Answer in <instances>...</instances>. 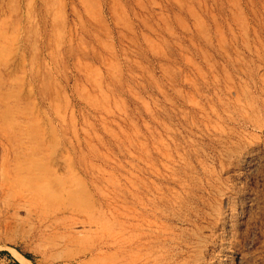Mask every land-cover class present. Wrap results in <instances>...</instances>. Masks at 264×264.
Returning <instances> with one entry per match:
<instances>
[{
	"label": "rangeland",
	"instance_id": "1",
	"mask_svg": "<svg viewBox=\"0 0 264 264\" xmlns=\"http://www.w3.org/2000/svg\"><path fill=\"white\" fill-rule=\"evenodd\" d=\"M1 111L0 264H264V0H0Z\"/></svg>",
	"mask_w": 264,
	"mask_h": 264
},
{
	"label": "bare ground",
	"instance_id": "2",
	"mask_svg": "<svg viewBox=\"0 0 264 264\" xmlns=\"http://www.w3.org/2000/svg\"><path fill=\"white\" fill-rule=\"evenodd\" d=\"M7 113H8V111H5L4 113H3V116H2V111L0 112V118H1V121H2V124L4 125V126H6V125H8V122L7 121H3V118L6 120V115H7ZM21 133H23V132H21L20 130H15V131H12V135L13 136H15V138H17L18 136H19V134H21ZM20 158V157H19ZM29 172V175H31V174H33V170L32 169H28L27 170V173ZM26 173V174H27ZM39 188H40V186H38ZM42 188V187H41ZM38 189V188H37Z\"/></svg>",
	"mask_w": 264,
	"mask_h": 264
}]
</instances>
